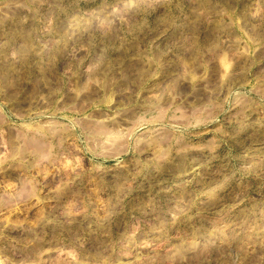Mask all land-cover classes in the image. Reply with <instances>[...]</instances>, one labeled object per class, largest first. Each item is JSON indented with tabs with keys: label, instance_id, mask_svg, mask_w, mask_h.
Here are the masks:
<instances>
[{
	"label": "rangeland",
	"instance_id": "rangeland-1",
	"mask_svg": "<svg viewBox=\"0 0 264 264\" xmlns=\"http://www.w3.org/2000/svg\"><path fill=\"white\" fill-rule=\"evenodd\" d=\"M0 264H264V0H0Z\"/></svg>",
	"mask_w": 264,
	"mask_h": 264
}]
</instances>
